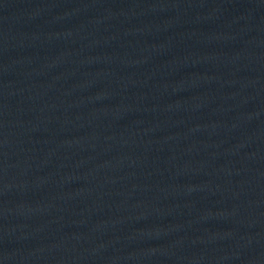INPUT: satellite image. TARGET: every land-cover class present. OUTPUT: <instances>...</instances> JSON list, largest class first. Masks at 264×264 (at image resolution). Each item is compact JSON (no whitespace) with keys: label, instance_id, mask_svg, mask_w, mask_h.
<instances>
[{"label":"water","instance_id":"obj_1","mask_svg":"<svg viewBox=\"0 0 264 264\" xmlns=\"http://www.w3.org/2000/svg\"><path fill=\"white\" fill-rule=\"evenodd\" d=\"M0 264H264V0H0Z\"/></svg>","mask_w":264,"mask_h":264}]
</instances>
